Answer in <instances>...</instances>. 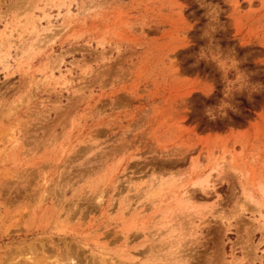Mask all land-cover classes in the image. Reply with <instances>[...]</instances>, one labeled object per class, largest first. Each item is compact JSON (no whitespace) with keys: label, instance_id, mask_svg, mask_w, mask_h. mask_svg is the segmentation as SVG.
<instances>
[{"label":"rangeland","instance_id":"1","mask_svg":"<svg viewBox=\"0 0 264 264\" xmlns=\"http://www.w3.org/2000/svg\"><path fill=\"white\" fill-rule=\"evenodd\" d=\"M0 264H264V0H0Z\"/></svg>","mask_w":264,"mask_h":264},{"label":"trees","instance_id":"2","mask_svg":"<svg viewBox=\"0 0 264 264\" xmlns=\"http://www.w3.org/2000/svg\"><path fill=\"white\" fill-rule=\"evenodd\" d=\"M217 96H218V94H217ZM210 101H207V103H209ZM241 106L242 107H244L246 110H247V112L249 111V107H248V104L245 102V101H241ZM236 121H240L239 119H237V118H234Z\"/></svg>","mask_w":264,"mask_h":264}]
</instances>
